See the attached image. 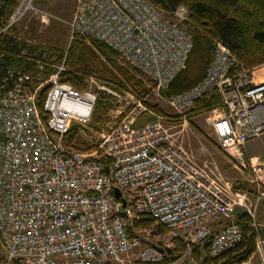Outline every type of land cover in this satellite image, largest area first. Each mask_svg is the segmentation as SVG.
<instances>
[{"label": "built area", "instance_id": "2783aa9c", "mask_svg": "<svg viewBox=\"0 0 264 264\" xmlns=\"http://www.w3.org/2000/svg\"><path fill=\"white\" fill-rule=\"evenodd\" d=\"M29 9L48 21L50 12L27 0L7 25ZM187 12L178 4L168 19L150 0H77L68 24L71 34L118 51L162 94L185 68L193 45ZM63 68L38 82L37 71L8 68L0 86V264H177L200 251L214 259L242 241L241 211L256 247L263 245L255 211L264 198V159H252L246 142L264 132V62L244 66L217 40L203 77L164 97L184 124L197 99L219 94L207 115L211 135L251 183V192L196 160L169 131L175 126L167 124L170 117L140 101L102 130L92 149L67 143L71 127L91 119L99 90L110 89L92 88V75L78 89L60 79ZM45 82L43 118L38 98ZM116 95L122 105L132 97ZM115 187L126 195L127 218ZM141 217L163 225L182 252L144 242L130 224Z\"/></svg>", "mask_w": 264, "mask_h": 264}, {"label": "trees", "instance_id": "16d2710c", "mask_svg": "<svg viewBox=\"0 0 264 264\" xmlns=\"http://www.w3.org/2000/svg\"><path fill=\"white\" fill-rule=\"evenodd\" d=\"M150 1L162 8L167 14H171L178 4L187 5L189 10L188 24L195 30L192 32L193 45L188 55L186 67L172 79L164 91L165 94L169 95L187 89L203 77L217 40L225 44L244 66L251 67L264 62V0ZM19 2L20 0H0V86L8 68L36 69L43 65L42 72L44 75H48L54 69L50 65V58L58 62L64 54V50L61 51L55 46H50V44L34 43L18 38L13 32L14 23L9 25L7 23ZM80 36L73 38L68 45L65 52L67 69L61 73L60 79L69 81L78 89H83L86 86L85 81L88 75L95 74L97 79L99 78L114 88L123 90L131 85L141 96L146 93L147 90L143 87L141 78H135L134 73L128 68L117 63L115 59L118 55L117 51L97 38L87 35ZM98 57H103L99 63L96 62ZM48 86L49 84H46L42 88L38 98L43 118L47 115L41 106ZM99 92L100 96L92 110V121L96 124L103 122L104 113L107 109L106 100L111 96L104 90H99ZM144 101L150 104L147 100ZM219 101V94L213 91L197 99L194 107L206 110L218 104ZM153 106L160 109L156 104ZM144 118L149 119V117ZM233 187L243 188L244 184L233 182ZM247 219L245 213L239 214L238 220L243 224V239L231 250L219 256L225 257V261L221 264L246 262L256 251L255 232L244 224ZM142 221L149 225L154 220L146 217L136 220L135 223ZM158 225L161 232L162 230L167 231L163 225ZM259 235L264 240V224L259 229ZM2 259L3 254L0 253V262Z\"/></svg>", "mask_w": 264, "mask_h": 264}, {"label": "rangeland", "instance_id": "374dc122", "mask_svg": "<svg viewBox=\"0 0 264 264\" xmlns=\"http://www.w3.org/2000/svg\"><path fill=\"white\" fill-rule=\"evenodd\" d=\"M26 1L27 0H24L22 2V0H20L19 4L21 3V7H24ZM76 2L77 0H32V3L34 5H37L40 8H43L50 12L48 21L42 22L39 19L38 13L33 9H29L26 10L21 16H19L14 23L15 27L13 32L18 36V38H22L34 43L50 44V46H55L61 51L64 50L63 57L60 61L56 62L53 60V58H50V65L53 66L54 69L49 73L54 71L58 65H63L64 68L60 71L61 76V73L67 69L65 65V52L70 41L73 38L81 37L79 34H71L68 24V21L74 15ZM157 8L164 17L168 19L173 18L172 12L171 14H167L159 6H157ZM188 22L189 10L187 12V19L184 21V24L187 25L188 29L190 28L189 31L192 36V32L194 29L188 24ZM117 54L118 55L115 57L117 63L128 68L132 73H134L135 78H141L143 87L147 90L146 93L141 96L134 90L131 85L123 90L114 88L103 82L99 78L97 79V75L95 74H90L94 76V81L90 82L89 84L90 75H88L85 81L86 86L89 84L92 88L97 89L98 85H105L110 89L108 93H110L111 96H109L106 100L107 109L104 113V120L102 123L96 124L92 121L91 117V119L84 124H74L72 126L73 130H69L65 135L67 143L83 150L92 149L93 146H95L96 142L99 140L100 132L108 127V125L114 124L121 120L124 112H126L129 108L134 107V102L140 101L143 106L150 108L157 113L165 114L166 116L170 117V119L172 117L173 121H171L170 119L166 120L167 124L172 123V125H175L172 126L169 131L173 132V135L181 140V143L188 150H190L191 154H193L196 160H199L200 162H209L210 165L219 170L224 177L232 181V184L233 182H241L244 184V187L242 189L249 190L251 192L253 190L251 183L247 181V178L243 174V172L233 164L227 154L219 147L215 138L211 135V126L207 121V115L210 108L206 110L196 108L194 107L193 103L194 108L191 107L186 109L185 111L186 122H184V124H180L181 121H184L183 117H181V113L175 112L169 105V103L165 100L164 97H166L165 95L167 94H165L164 92L162 94H157L151 78L144 72L140 71L139 68L131 65L121 56L118 51ZM102 59L103 57H98L96 59V62L99 63V61ZM42 66L43 65L39 66V68L36 69H26L33 72L37 71L39 76L36 79L37 82L39 80H45L48 77V75H44V73L42 72ZM46 84L47 83L45 82L41 86V90ZM41 90L39 91V95L41 93ZM116 94H119L120 96H130V94H132V97H130V101L127 105H122L119 104V100ZM144 100H147L150 104H147ZM155 104L160 109L153 106ZM68 136H70V139H68ZM246 149L252 159H264V132L249 139L246 142ZM263 201L264 198L261 199L255 211L256 222L259 224L260 228L264 224ZM143 218L145 219L146 217H141L140 219ZM135 221L136 220L130 221V224L132 225L131 227L140 233L144 242L154 243L158 245L167 244V246L172 248L174 255H178V253L182 252L183 249L181 242L177 239H171L167 231L162 230L161 232L159 230L160 228L157 222L153 221L151 224L146 225L143 221L137 223H135ZM258 249V251L254 253L255 256L253 255L254 257L246 262L247 264H261L259 260H257L258 257H260V260L262 259L264 261V245H260ZM0 253L3 254L1 245ZM223 261H225V257H217L212 259L205 256V252L200 251L193 254L190 259L181 260L177 264H221Z\"/></svg>", "mask_w": 264, "mask_h": 264}, {"label": "water", "instance_id": "95a60500", "mask_svg": "<svg viewBox=\"0 0 264 264\" xmlns=\"http://www.w3.org/2000/svg\"><path fill=\"white\" fill-rule=\"evenodd\" d=\"M114 195L116 198L121 200V213L127 218L128 217V207H127V198L125 193L118 187L114 188ZM242 213V211L240 212ZM168 253H170V249L167 248Z\"/></svg>", "mask_w": 264, "mask_h": 264}, {"label": "crops", "instance_id": "0c3cea01", "mask_svg": "<svg viewBox=\"0 0 264 264\" xmlns=\"http://www.w3.org/2000/svg\"><path fill=\"white\" fill-rule=\"evenodd\" d=\"M263 245H264V243H263ZM257 249H258V248H257ZM257 249H256V251L259 250V249H258V250H257ZM256 251H255V252H256ZM255 252H254V253H255ZM254 253H253L252 256L249 258L250 260H251V258H253V257L255 256ZM253 255H254V256H253ZM259 258H260V257H258L257 260H259V262H260L261 264H264V261H263L262 259L260 260Z\"/></svg>", "mask_w": 264, "mask_h": 264}]
</instances>
